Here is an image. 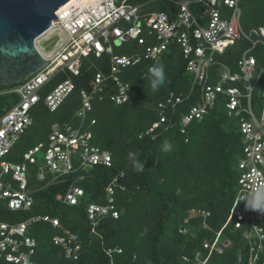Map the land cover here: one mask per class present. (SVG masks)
Segmentation results:
<instances>
[{
    "label": "trees",
    "instance_id": "16d2710c",
    "mask_svg": "<svg viewBox=\"0 0 264 264\" xmlns=\"http://www.w3.org/2000/svg\"><path fill=\"white\" fill-rule=\"evenodd\" d=\"M128 1L144 6L151 0ZM241 5L249 6L248 22L255 27L264 25V0H240ZM173 9L165 6L161 11L173 15ZM135 46L136 51L141 49ZM249 46L247 40L241 39L233 52L228 51L218 58L235 68L241 51ZM258 47H261L259 52ZM251 52L257 58V66L264 63V45H257ZM86 58L95 61L90 60L88 66L82 62L79 74L72 75L73 90L55 110L49 111L42 100L33 106L30 131H25L22 139L28 148L31 139L38 136L37 142H40L47 138L54 121L80 123L76 115L81 106L80 91H91V80L97 71H102L106 75L102 82L104 91L93 96L92 108L82 127L92 132L94 144L110 151L111 164L94 165L81 180L76 179L77 172L50 183L49 175L38 180L36 174H28L27 185L34 197L31 207L9 211L0 201V219L21 220L17 219V213H21L28 215L24 219L49 215L58 220L57 226L41 219L29 224L28 233L36 240L32 264H196L195 252L206 253L203 242L211 240L224 224L235 197L232 182L237 183L235 168L243 145L236 141L239 136L237 122L228 115L221 104L223 98L219 96L201 118L190 120L182 128L181 117L197 101L200 86L192 83L186 60L176 43L155 61V66L164 65L166 76L165 84L155 93L150 90L146 78L150 61L121 68L120 77L129 84L128 99L121 104L113 103L106 95L113 90L111 79L107 77L110 71L108 56ZM11 86L13 84L0 86V116L18 101L16 93L4 91ZM171 91L180 95L182 101L173 108L164 109L166 120L153 126L159 120L157 102ZM41 128L46 130L39 134ZM165 142L172 145L171 151H163ZM119 171L123 174L118 183L123 188L116 185L114 190L118 216L99 218L92 231L87 204L105 202L104 186ZM72 183L84 190L78 202L67 204L57 199V194H64ZM200 210L209 211V216L203 217ZM6 214L7 219H3ZM205 222L208 227L203 226ZM67 229L79 237L80 249L76 257H67L64 249L52 241L54 234H62ZM240 232V229H233V222L222 229L221 236L230 238L231 243L223 253L210 255L212 264H246V252L240 250L243 243ZM107 247L115 249L111 255L106 253ZM117 248L121 251L117 252ZM240 255L243 258L239 260ZM183 256L188 259L184 260ZM0 264L13 263L3 260Z\"/></svg>",
    "mask_w": 264,
    "mask_h": 264
},
{
    "label": "built area",
    "instance_id": "2783aa9c",
    "mask_svg": "<svg viewBox=\"0 0 264 264\" xmlns=\"http://www.w3.org/2000/svg\"><path fill=\"white\" fill-rule=\"evenodd\" d=\"M191 2H201L197 8L199 16L195 15ZM176 4L173 15L161 10H142L140 4L128 0H74L55 10L56 18L34 40L38 52L47 60L46 65L26 80L4 90L18 94L19 99L0 116V201L9 211L31 207L34 197L27 185L26 167L38 163V151H43L44 163L37 165L36 176L38 180H43L49 175L48 183L74 172H77L76 179L81 180L94 165L111 164L110 151L94 144L92 132L82 127L92 108L93 96L104 91L102 82L106 75L102 71H97L91 80V91H80L81 106L76 111L80 123L74 125L54 121L44 141L22 151L17 156L19 160L11 157L13 147L32 122L33 106L42 100L49 111L55 110L73 90L75 83L72 75L79 74L84 58L108 56L110 71L107 77L111 79L113 90L106 95L113 103L121 104L128 99L129 90L128 82L120 77L121 68L148 60L151 62L149 71L164 51L176 43L186 60V69L191 71L192 83L200 86L197 101L181 117L182 128L190 120L201 118L219 96L223 98L229 113L236 116L247 114L246 117H239V131L244 138L237 161L239 186L224 225L233 219L235 228H243L240 250L246 252V264H264V227L256 222L264 218V214L240 209L241 205L245 207L249 192L264 186V65L255 74L257 58L251 52L260 43L264 45V25L253 27L249 32L243 28L240 0H180ZM54 31H60L64 38L54 50L44 51L41 40L47 39V35ZM241 39L247 40L250 46L241 51L235 68H232L218 56L222 57L227 48L233 52ZM127 41H133L141 49L130 54L114 52V43L121 45ZM216 67L219 72H214ZM59 72L67 76L41 96L40 90ZM257 85L263 87L259 116L255 115L251 102ZM242 97L246 98L245 102ZM180 101L182 97L172 91L158 101L159 120L153 126L166 120L164 109L173 108ZM91 123H94V119H91ZM122 174L119 171L104 186V203L87 204L92 231L99 218L118 216L114 190L116 185L123 188L118 183ZM83 194V188L72 183L64 194L59 193L56 198L67 204H75ZM199 213L203 217L210 214L207 210H200ZM38 219L50 221L53 226L59 224L56 218L49 215H34L14 221L0 219V261L32 264L36 240L28 233V227ZM52 241L64 249L67 257H76L80 249L78 234L68 229L62 234H54ZM230 243L231 239L221 238L217 232L212 240L203 242L206 253L201 250L195 252L196 264H212L210 255L213 252L223 253ZM114 250L107 247L105 251L111 255ZM116 251L120 252L121 249L117 248ZM183 259L188 258L183 256Z\"/></svg>",
    "mask_w": 264,
    "mask_h": 264
},
{
    "label": "water",
    "instance_id": "95a60500",
    "mask_svg": "<svg viewBox=\"0 0 264 264\" xmlns=\"http://www.w3.org/2000/svg\"><path fill=\"white\" fill-rule=\"evenodd\" d=\"M67 0H0V86L26 80L46 65L34 40Z\"/></svg>",
    "mask_w": 264,
    "mask_h": 264
},
{
    "label": "rangeland",
    "instance_id": "374dc122",
    "mask_svg": "<svg viewBox=\"0 0 264 264\" xmlns=\"http://www.w3.org/2000/svg\"><path fill=\"white\" fill-rule=\"evenodd\" d=\"M177 1H180V0H151L149 2H146L144 4V6H142V10H154V11H160V10H165V6H169L174 10H176L175 8H177V4L176 2ZM199 3L201 2H191L190 6L191 8L193 9L194 13L196 16H199V13H198V5ZM176 4V5H175ZM241 9H242V26L243 28L249 32L250 30V26H253L252 25V22H248V18H249V6H242L241 5ZM255 27V26H253ZM64 38V35L60 32V31H54L50 34L47 35V39H42L41 40V45L43 46V50L44 51H52L55 49V47L58 45V43L60 42L61 39ZM136 44L133 42V41H127L125 43H122L121 45H116L114 43L113 45V50L114 52L116 53H120V54H130L132 52H134L136 49H134L136 46ZM260 45H263L262 43H260ZM229 50V48H227L225 50V53H227ZM257 52L261 51V47H258L257 49ZM257 52H254V54H257ZM106 56V55H105ZM91 61H95V59L93 58H84L83 59V65L85 66H88L91 62ZM231 64V63H229ZM264 65V63H260L258 66H257V70L255 72V74L258 72V70ZM218 67L214 68V72H219V70L217 69ZM191 74V71H188ZM67 74L64 73V72H59L55 77H53V79L51 81H49L47 84H46V87H44L42 90H40V94L41 96L44 95V93L46 92V90H48V88H52V86L58 81V80H61L62 78L66 77ZM190 78L192 79V75H190ZM215 79H217V76L214 77ZM254 80V77L251 78V81L253 82ZM14 85V84H13ZM262 91H263V87L257 85L255 90L253 91L252 93V97H251V102H252V108H253V111L255 113L256 116H259L260 115V111H261V105H262ZM243 92H245V88L243 89ZM7 93H10V92H7ZM223 97H225V95L221 94ZM17 97L19 99V96L17 94ZM6 98V97H5ZM6 99H10L9 97H7ZM243 100V102H245L246 98L242 97L241 98ZM217 100H219V97L217 98ZM223 106H224V103L222 102L221 103ZM226 111L228 112V110L226 109ZM228 115H231L233 116V118L235 119L234 121L237 122V125L239 126V117L240 116H247V114H244V113H241L239 116H236L234 115L233 113H229L228 112ZM224 116L226 117V119H229V117L224 114ZM231 119V118H230ZM231 121V120H230ZM233 123V121H232ZM239 129V128H238ZM32 130V129H31ZM45 128H41V131L39 132V134L45 132ZM27 132L30 131V128H28L26 130ZM23 135V134H22ZM22 135L19 137L18 141H17V145L13 147L12 151H11V157L12 159L14 160H17V157L14 156L15 155H19L22 151H24L27 147V142H25L23 139H22ZM243 135L240 133L239 131V136L238 138H236V141L238 140L239 144L242 143L243 144ZM38 140V136L36 137V139H31L29 144H33V143H36ZM24 142V143H23ZM36 156H37V159H38V163L37 164H28L27 167H26V172L27 174H36L37 172V165H40V164H43L44 163V160H43V151H38L36 153ZM239 157V156H238ZM239 160V158H238ZM235 172H238V175H239V169L238 167L235 168ZM238 178V176H237ZM232 189L234 188V191H235V195L237 193V190H238V182L236 183L235 182H232ZM83 200H87L86 197H83L82 198ZM240 209L242 210H245V207L244 206H240ZM7 214L3 216V219H7ZM25 216H28V215H24V214H21V213H17V219H24ZM8 220V219H7ZM257 224H260L264 227V218L260 219V220H257L256 221ZM245 224V222H244ZM51 233V231H50Z\"/></svg>",
    "mask_w": 264,
    "mask_h": 264
},
{
    "label": "clouds",
    "instance_id": "9594fccd",
    "mask_svg": "<svg viewBox=\"0 0 264 264\" xmlns=\"http://www.w3.org/2000/svg\"><path fill=\"white\" fill-rule=\"evenodd\" d=\"M147 80L149 81V87L150 90L155 93L157 91H159V89L165 84L166 82V76H165V70H164V65L161 63L158 66H153L149 69V72L146 76ZM172 150V145L165 142L163 151L165 152H169ZM140 167L143 169V164L140 165ZM231 207V206H230ZM230 210V209H229ZM245 210H250V211H256L260 214H264V186L261 187H257L255 190L251 191L248 193L246 201H245ZM228 218V217H227ZM227 220V219H226ZM226 222V221H225ZM224 222V223H225ZM229 222H233V229H240L241 230V234L243 233V228H235L234 227V220H229L227 222V224ZM205 224L204 227H208L206 222L203 223V225ZM226 224V225H227ZM224 225V224H223ZM221 226V228L215 232V235L217 234V232H219V236L221 238H223L221 236V231L223 228L226 227V225ZM241 234H240V239H241ZM214 235V237H215ZM212 237L211 240L214 238ZM225 238V237H224ZM230 239V238H229ZM207 240V239H206ZM210 241V240H209ZM243 256L240 255L238 257V259H242ZM245 263H246V259L244 258Z\"/></svg>",
    "mask_w": 264,
    "mask_h": 264
},
{
    "label": "bare ground",
    "instance_id": "6f19581e",
    "mask_svg": "<svg viewBox=\"0 0 264 264\" xmlns=\"http://www.w3.org/2000/svg\"><path fill=\"white\" fill-rule=\"evenodd\" d=\"M73 1H74V0H67L65 3H63V4L60 6V8L65 7V6L69 5V4H71ZM60 8H59V9H60ZM59 9H58V11H59Z\"/></svg>",
    "mask_w": 264,
    "mask_h": 264
}]
</instances>
